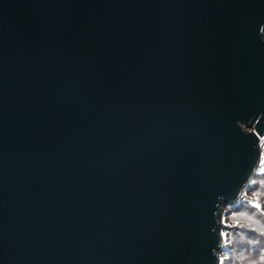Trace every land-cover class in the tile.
Instances as JSON below:
<instances>
[{"label": "water", "instance_id": "water-1", "mask_svg": "<svg viewBox=\"0 0 264 264\" xmlns=\"http://www.w3.org/2000/svg\"><path fill=\"white\" fill-rule=\"evenodd\" d=\"M261 27L264 0H0V264H221Z\"/></svg>", "mask_w": 264, "mask_h": 264}, {"label": "trees", "instance_id": "trees-1", "mask_svg": "<svg viewBox=\"0 0 264 264\" xmlns=\"http://www.w3.org/2000/svg\"><path fill=\"white\" fill-rule=\"evenodd\" d=\"M228 238L221 264H264V172H257L243 198L229 206Z\"/></svg>", "mask_w": 264, "mask_h": 264}, {"label": "built area", "instance_id": "built-area-1", "mask_svg": "<svg viewBox=\"0 0 264 264\" xmlns=\"http://www.w3.org/2000/svg\"><path fill=\"white\" fill-rule=\"evenodd\" d=\"M257 172H264V136L260 137V162Z\"/></svg>", "mask_w": 264, "mask_h": 264}, {"label": "rangeland", "instance_id": "rangeland-1", "mask_svg": "<svg viewBox=\"0 0 264 264\" xmlns=\"http://www.w3.org/2000/svg\"><path fill=\"white\" fill-rule=\"evenodd\" d=\"M228 211H229V206L224 209L223 222H222L223 227H224V224H225L224 220L228 217ZM223 236H224V244H225V240L228 238V229L225 228L223 230Z\"/></svg>", "mask_w": 264, "mask_h": 264}, {"label": "clouds", "instance_id": "clouds-1", "mask_svg": "<svg viewBox=\"0 0 264 264\" xmlns=\"http://www.w3.org/2000/svg\"><path fill=\"white\" fill-rule=\"evenodd\" d=\"M260 31L261 33H264V27H261Z\"/></svg>", "mask_w": 264, "mask_h": 264}]
</instances>
